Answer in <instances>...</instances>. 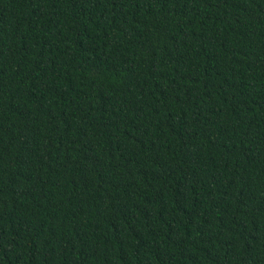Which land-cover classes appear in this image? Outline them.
Returning a JSON list of instances; mask_svg holds the SVG:
<instances>
[{"label":"trees","instance_id":"trees-1","mask_svg":"<svg viewBox=\"0 0 264 264\" xmlns=\"http://www.w3.org/2000/svg\"><path fill=\"white\" fill-rule=\"evenodd\" d=\"M0 264H264V0H0Z\"/></svg>","mask_w":264,"mask_h":264}]
</instances>
